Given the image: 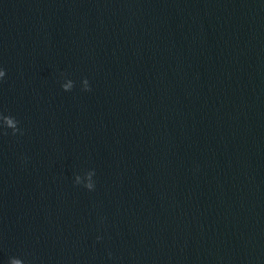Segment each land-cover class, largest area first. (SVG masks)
<instances>
[{
    "label": "water",
    "instance_id": "95a60500",
    "mask_svg": "<svg viewBox=\"0 0 264 264\" xmlns=\"http://www.w3.org/2000/svg\"><path fill=\"white\" fill-rule=\"evenodd\" d=\"M0 264H264V0H0Z\"/></svg>",
    "mask_w": 264,
    "mask_h": 264
}]
</instances>
